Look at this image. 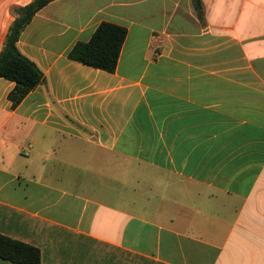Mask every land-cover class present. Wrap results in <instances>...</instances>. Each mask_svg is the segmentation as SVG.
Returning <instances> with one entry per match:
<instances>
[{"label":"crops","instance_id":"crops-1","mask_svg":"<svg viewBox=\"0 0 264 264\" xmlns=\"http://www.w3.org/2000/svg\"><path fill=\"white\" fill-rule=\"evenodd\" d=\"M0 0V51L14 8ZM55 0L0 79V235L40 264H264V0ZM126 29L113 73L67 58ZM0 264H8L0 259Z\"/></svg>","mask_w":264,"mask_h":264},{"label":"trees","instance_id":"trees-1","mask_svg":"<svg viewBox=\"0 0 264 264\" xmlns=\"http://www.w3.org/2000/svg\"><path fill=\"white\" fill-rule=\"evenodd\" d=\"M55 0H32L27 6L14 8V19L5 35L0 51V79L14 84L7 96L11 109L39 84L44 76L39 68L18 49L17 43L22 32L34 16ZM197 17L203 19L201 0H191ZM126 37V29L102 22L86 43H76L67 54V58L84 66L113 73L117 67L120 51ZM0 259L8 264H40V252L37 248L0 235Z\"/></svg>","mask_w":264,"mask_h":264}]
</instances>
